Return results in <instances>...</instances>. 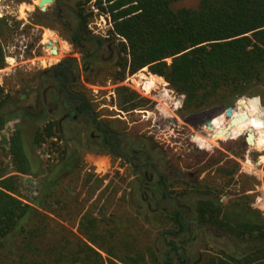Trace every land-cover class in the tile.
<instances>
[{"label": "trees", "instance_id": "trees-1", "mask_svg": "<svg viewBox=\"0 0 264 264\" xmlns=\"http://www.w3.org/2000/svg\"><path fill=\"white\" fill-rule=\"evenodd\" d=\"M91 1L79 0L76 5L79 27L75 31L79 28L81 34H86L92 15L85 8ZM175 1L181 0H95L97 8L110 16L112 37L90 38L95 48L83 56L82 69L90 75L103 57L110 68L120 69L114 78L120 82L148 68L149 79L166 81L184 97L179 115L194 126L264 88V0H198L193 9L174 11ZM54 13L39 11L33 24L48 27L45 21L54 20ZM10 27L8 18L0 17V69L6 67L7 57L1 39ZM77 75L51 67L37 78L56 80V86L42 88L27 82L14 94L0 85V134L10 121L20 119L9 145L13 171L0 162V264L144 263L159 251L157 241L141 247L119 229L127 209L154 229L164 221L166 226H158L163 227L158 238L167 248L164 264H264V213L254 208L250 189L225 192V186L207 174L217 166L216 172L231 184L240 173L239 163L220 150L218 159L205 162L208 153L198 151L195 163L187 165L184 173L175 172L173 179L160 168L159 145H125L115 130L98 120L91 100L77 90V84H82ZM86 82L92 83L88 77ZM116 93L118 108L125 112L146 110L151 102L126 86L117 87ZM76 102L80 103L77 112L72 109ZM69 109L70 114L55 119ZM79 118L89 121L98 133L97 152L128 162L127 154L134 151L145 157L144 163L132 165L135 175L128 195L101 180L91 186L80 182L86 146L77 137H64L62 127L65 120L75 123ZM47 142L63 143L55 149L60 157L54 164L38 153ZM20 175L43 177L31 202L18 195ZM95 192L88 210L82 216V209L76 211L81 216L78 233L58 221L66 215L54 207L77 194L90 197ZM145 213L162 220H148ZM67 222L71 227L75 223Z\"/></svg>", "mask_w": 264, "mask_h": 264}, {"label": "rangeland", "instance_id": "rangeland-1", "mask_svg": "<svg viewBox=\"0 0 264 264\" xmlns=\"http://www.w3.org/2000/svg\"><path fill=\"white\" fill-rule=\"evenodd\" d=\"M70 4L76 7L77 0H71ZM197 6L198 0H181L171 4V8L174 11L183 8L193 9ZM52 7V5L49 6L47 4L49 11L46 12L51 13ZM85 8L86 14H92L87 24L89 35L111 38L113 28L110 16L97 8L95 0L85 4ZM39 11L43 12L39 6V0H1L0 2V17L8 18L11 26L10 31L4 30L5 35L1 39L7 57L6 67L0 69V85L4 86L6 91H11L15 94L27 82H37L41 84L42 88L56 86L59 84L58 81L45 77L37 78V76H40V72L45 69L64 62H70L76 58V61L68 65L67 68L72 72L73 76L78 77L77 74L79 73V83L83 85L77 84V90L86 94L87 98L93 103V111L98 120L115 130L125 145L131 143H153L159 145L161 153L157 160H160V168L172 176L173 179L176 178L175 172L184 173L187 171V165L195 163L194 155L198 154V151L208 153L203 160L209 162L211 158L218 159L220 157L217 154V151L220 150L239 163L240 173L234 176L231 184H228V178L221 177L216 172L217 166L207 171V174L214 177L215 182L225 186V192L234 194L244 188H249L248 193L253 197L254 208L260 209L264 213V143L261 140L260 142L263 144L257 142L260 134L262 137L261 128L257 120L238 124L237 132L230 134V137L223 131L225 129L224 125L229 122L224 110L220 116H217L220 118H213V122L220 123L224 127L223 129L220 128V133L213 137L212 134L218 132V130H210L205 125L212 118L196 121L194 126L185 122L179 115L184 97L176 93L164 79L165 82H156L149 79L148 77L152 73L149 72L148 68H144L135 74L127 75L123 81L115 82L114 78L118 76L120 69L110 68L109 61L102 57L100 63L95 66L94 72L86 76L82 69V58L87 52L95 48V43L92 41L72 42L71 35L74 34L78 25L77 17L67 11L65 12L66 22L70 23L71 30L64 28L61 23L54 20L45 21L48 27L38 26L34 25L33 22L38 19ZM119 41L121 40L119 39ZM50 42H52L51 46L58 50L57 54H53L49 47ZM59 43L61 44L59 45ZM87 77L92 83L86 82ZM147 80L152 81L155 87L146 89ZM120 86H126L150 100L151 102L147 104L146 110L138 109L129 112L120 110L118 108L119 97L116 93V88ZM260 90L261 92L257 96L261 97L264 104V88H260ZM245 98L247 97H242L239 100ZM240 105V109L235 108L233 110L235 118H238L245 111H248L252 119L255 113H259L255 106L248 101H242ZM71 110L60 111L55 119L63 118L66 114H70ZM19 120L16 118L10 121L0 134V162L8 168V171H13L9 145ZM253 123V128H256L255 144L247 145L244 142V135L248 125ZM62 127L64 129V137H77L86 146V151L82 155L83 161L80 171V175L83 178L82 181H79L82 184L89 182V186H91L101 180L104 185L113 184L119 186L128 195L135 175L132 165L134 163H144L145 157L140 155L139 160L132 164L127 160L101 154L100 150L97 152L99 144L94 137L98 136V133H94L91 123L84 118L77 119L75 123L65 120ZM31 130L32 127L29 126L27 130L29 134ZM262 130L264 131L263 127ZM95 141H97L96 144H94ZM198 144L204 147H200ZM62 146L63 143L61 142H56V144L47 142L38 147V153L45 161L50 159L53 163L56 158L60 157V153L56 152V147ZM127 156L134 157L135 155L127 154ZM227 168L230 170L233 167L228 165ZM42 179L43 177L20 175L18 191L20 198L31 202L37 196ZM123 192L118 193V196H121ZM77 195L68 200L65 205L54 207L66 215V221H58L75 233H78L80 217L92 205L97 192L90 197L88 195L85 197L86 194L84 193ZM81 209V216L77 217L76 211ZM47 214L54 217L50 213ZM144 216L146 219L149 220L150 218L155 222L159 219L162 220V217L157 214L150 216L145 213ZM67 220L75 222L72 227L68 225ZM159 225L166 226L163 220ZM159 225H157V228L155 227L156 229L152 228L147 225L143 217L130 209H127L126 213L121 216L119 229L130 234L129 239L135 238L138 246L143 247L146 244H153L154 240L157 241L156 250L159 251L151 259L147 258V261L141 264H164L165 262L167 248H164L163 243L158 238V234L163 229V227L160 229ZM102 254L105 258L108 257L104 252Z\"/></svg>", "mask_w": 264, "mask_h": 264}, {"label": "water", "instance_id": "water-1", "mask_svg": "<svg viewBox=\"0 0 264 264\" xmlns=\"http://www.w3.org/2000/svg\"><path fill=\"white\" fill-rule=\"evenodd\" d=\"M1 2V0H0ZM53 3V0H39V6L41 7L42 11H46L47 9V4H51ZM50 48H52V52L53 54H56V50L52 47L49 46ZM72 61H76V59H72ZM62 87V86H60ZM66 96H68V93L66 92ZM242 101H248L251 105L255 106V108L259 111V113H255L252 117L250 116V114L248 113V111H245L244 113H242L238 118H235L233 116V110H235V108H241L240 103ZM247 106V104H246ZM83 115V114H82ZM225 115L226 117L229 119V122L226 126V128L223 130L225 133L228 134V136H231V130L228 131L230 128H232L233 126H236L240 123H248L251 122V120H257L260 121L263 128H264V105L262 104V100L260 96H251V97H247L243 100H239L238 103L235 106H229L225 109ZM220 116V115H219ZM205 125L208 126V128L213 129L214 128V124H213V118L208 120ZM221 130H218V132L213 133L212 136L215 137L217 134L220 133ZM117 140V138H114ZM246 142L247 145H254L255 144V128H253L252 126H249L247 128L246 131Z\"/></svg>", "mask_w": 264, "mask_h": 264}, {"label": "flooded vegetation", "instance_id": "flooded-vegetation-1", "mask_svg": "<svg viewBox=\"0 0 264 264\" xmlns=\"http://www.w3.org/2000/svg\"><path fill=\"white\" fill-rule=\"evenodd\" d=\"M78 1L79 0H77V3H78ZM70 2H71V0H53V3H51V4H48L49 6H53L51 9H52V11H54V12H56V13H54V17H53V19L55 20V21H63V22H66L67 20V17L65 16V12L67 11L69 14H72V15H74V16H76L77 17V8L76 7H73V6H71V4H70ZM46 11H49V9H46ZM46 11H43V12H46ZM59 13V14H58ZM77 19H78V17H77ZM79 21V20H78ZM67 25H68V27H67ZM67 25L66 26H64V28H66V29H68V30H71L72 29V27H70V23L69 22H67ZM77 27H79L78 25H77ZM77 27H76V29H77ZM75 29V30H76ZM72 32V31H71ZM80 35L81 34V30L78 28V30H77V32L75 31L74 32V34L73 35H71V40H72V42H78L79 43V41H92L93 42V40L92 39H90V38H98V37H94V36H90L89 35V33H88V29H87V31H86V34L85 33H83V34H81L80 35V39H75V36L76 35ZM88 38V39H85V38ZM76 59V58H75ZM83 59V58H82ZM74 61H70V62H64L63 64H58V65H55V66H53V67H55V68H58V69H65V71L69 74V75H72L73 76V74H72V72L67 68V66L68 65H71L72 63H73ZM59 86H61V85H59ZM65 95H66V93H65ZM69 97V94H68V96H66V98H68ZM79 102H76V103H74L73 104V106H72V109H73V111H75V112H77V106H79ZM262 104H263V102H262ZM264 105V104H263ZM72 111V110H71ZM83 114V115H82ZM81 114V116H84V114H85V112H83ZM75 117V116H74ZM231 137V136H230ZM117 141V143L118 144H120V142H119V140H116ZM244 142H245V144H247V142H246V132H245V135H244ZM134 153V157H127V159L129 160V162L130 163H132L133 164V162H136V161H138L139 160V157H140V154L137 152V151H134L133 152ZM149 163H150V160H149Z\"/></svg>", "mask_w": 264, "mask_h": 264}, {"label": "bare ground", "instance_id": "bare-ground-1", "mask_svg": "<svg viewBox=\"0 0 264 264\" xmlns=\"http://www.w3.org/2000/svg\"><path fill=\"white\" fill-rule=\"evenodd\" d=\"M61 43H59V45H60ZM148 82H146V85H145V88L146 89H149L150 87H153L155 84L152 82V81H149V80H147ZM142 82V81H141ZM155 87V86H154ZM258 123H259V127L261 128V132H262V137H261V134H260V137L258 138V140H257V142H260V140L264 143V131L262 130V124H261V122L260 121H258ZM213 124H214V128L213 129H210V128H208V129H210V130H215V131H217V130H221L220 128H226V126L227 125H224V127H223V125H220V123H216V122H213ZM217 125H218V127H217ZM249 126H252V127H254V123L253 124H249L248 125V127ZM255 127H256V125H255ZM236 128H237V125L236 126H233L232 128H230L228 131H230L231 130V134H233V133H235V132H237L236 131ZM255 130H256V128H255ZM227 134V133H226ZM228 137V136H227ZM205 139V138H204ZM202 140V139H201ZM209 140V139H208ZM201 142V141H200ZM262 142H260V143H262ZM262 143V144H263ZM264 146V145H263ZM251 164V163H250ZM252 166V165H251ZM249 168V167H248ZM253 168V167H252Z\"/></svg>", "mask_w": 264, "mask_h": 264}, {"label": "crops", "instance_id": "crops-1", "mask_svg": "<svg viewBox=\"0 0 264 264\" xmlns=\"http://www.w3.org/2000/svg\"><path fill=\"white\" fill-rule=\"evenodd\" d=\"M52 42H50V46L52 45L51 44ZM51 50H52V48H51ZM56 52H58V50H56ZM57 54V53H56ZM217 118H220V117H217ZM200 147H204V146H201L200 144H198Z\"/></svg>", "mask_w": 264, "mask_h": 264}]
</instances>
